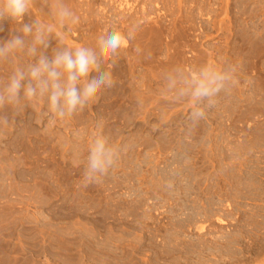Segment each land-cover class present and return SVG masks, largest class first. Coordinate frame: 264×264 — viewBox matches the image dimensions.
<instances>
[{"label":"rangeland","instance_id":"rangeland-1","mask_svg":"<svg viewBox=\"0 0 264 264\" xmlns=\"http://www.w3.org/2000/svg\"><path fill=\"white\" fill-rule=\"evenodd\" d=\"M54 2L33 0L25 22L50 21ZM66 3L68 45L109 28L127 45L101 65L113 86L70 119L0 109V264H264V0ZM202 66L232 79L193 123L164 77ZM8 74L0 64V86ZM101 121L119 156L85 184Z\"/></svg>","mask_w":264,"mask_h":264},{"label":"clouds","instance_id":"clouds-1","mask_svg":"<svg viewBox=\"0 0 264 264\" xmlns=\"http://www.w3.org/2000/svg\"><path fill=\"white\" fill-rule=\"evenodd\" d=\"M32 10L33 0H0V22L13 25L6 38L0 37V64L9 66V74L0 86V109L20 112L28 106H40L53 121L63 122L84 110L94 93L113 86L112 72L101 65L108 56L126 47L128 37L109 28L92 47L70 46L64 41L62 29L74 23L76 16L66 0H55L50 21L25 22ZM52 35L60 43L48 55ZM231 79L230 72L211 66L188 73L175 68L165 75L164 88L175 99L191 102L190 118L195 123L204 116L201 102H211ZM6 122L0 119V124ZM103 127V122H98L89 138L85 184L99 181L119 156L118 146L104 134Z\"/></svg>","mask_w":264,"mask_h":264}]
</instances>
